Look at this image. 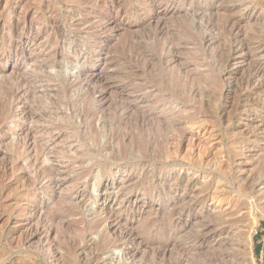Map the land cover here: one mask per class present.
Segmentation results:
<instances>
[{"label": "rangeland", "instance_id": "374dc122", "mask_svg": "<svg viewBox=\"0 0 264 264\" xmlns=\"http://www.w3.org/2000/svg\"><path fill=\"white\" fill-rule=\"evenodd\" d=\"M0 101V264H264V0H0Z\"/></svg>", "mask_w": 264, "mask_h": 264}, {"label": "bare ground", "instance_id": "6f19581e", "mask_svg": "<svg viewBox=\"0 0 264 264\" xmlns=\"http://www.w3.org/2000/svg\"><path fill=\"white\" fill-rule=\"evenodd\" d=\"M230 22V21H229ZM15 25V24H14ZM18 25V24H17ZM229 25V24H228ZM212 26V25H211ZM234 26V25H233ZM233 26H231V28H233ZM17 27V26H16ZM229 27V26H228ZM228 27H227V29H228ZM212 28V27H211ZM230 28V30L232 31V29ZM230 32V31H229ZM19 33V32H18ZM233 33V32H232ZM16 35V34H15ZM17 35H19V34H17ZM230 35V34H229ZM19 37V36H18ZM249 37V36H248ZM208 38V37H207ZM255 38V37H254ZM210 39V38H209ZM233 41V42H232ZM231 42H232V49H233V51L235 52V53H233V54H243L244 52V50H245V47H243L242 46V44L237 40V41H235V40H232ZM225 55V54H224ZM231 56V55H230ZM254 62V61H253ZM43 66V65H42ZM257 67V66H256ZM40 68V67H39ZM258 69V68H257ZM260 69V68H259ZM260 74V73H259ZM106 76V75H105ZM17 78V77H16ZM19 79H21L20 80V83L18 84L19 86H21V85H26V84H30L32 81H30V78H26V77H24V78H19ZM16 80V79H15ZM106 80V79H105ZM110 80V79H109ZM106 82V81H105ZM16 83H17V80H16ZM9 84H10V82H9ZM11 85V84H10ZM23 85V86H24ZM112 85V84H111ZM31 86V85H30ZM6 87V86H5ZM4 87V88H5ZM16 88H17V86H16ZM15 88V89H16ZM20 88V87H19ZM22 89H23V87H22ZM37 90V89H36ZM11 91H14V87L12 88V90H6L5 92H4V94L6 95V96H8L9 94H10V92ZM111 92V91H110ZM13 93V92H12ZM33 93V92H32ZM61 96V95H60ZM2 97V96H1ZM10 99H11V97H10ZM34 100V99H33ZM6 101V100H5ZM1 102V101H0ZM1 105V104H0ZM4 107V106H3ZM1 108H2V106H1ZM3 111V110H2ZM1 111V112H2ZM161 113V112H160ZM5 115V114H4ZM34 136V135H33ZM35 138V137H34ZM36 141V140H35ZM35 143V142H34ZM38 143V142H37ZM40 143V142H39ZM24 144V143H23ZM42 144V143H41ZM40 146V145H39ZM44 146V145H43ZM39 156V155H38ZM41 156V155H40ZM51 167V166H50ZM49 167V168H50ZM53 168V167H52ZM51 169V168H50ZM59 172V171H58ZM44 173V172H43ZM36 176H37V174H36ZM51 180V179H50ZM55 182V181H54ZM53 183V182H52ZM56 184V183H55ZM236 201V200H235ZM233 203V202H232ZM236 204V203H235ZM234 206V205H233ZM232 206V207H233ZM235 207H237V206H235ZM234 207V208H235ZM222 213V212H221ZM218 215H220V214H218ZM228 217V216H227ZM214 222V221H213ZM206 223V222H205ZM203 227V226H202ZM205 227L207 228V227H209V224H206L205 225ZM212 228H213V226H212ZM209 229V228H208ZM45 232V231H44ZM205 235V234H204ZM206 236V237H205ZM201 240H199L200 242H201V244H205L206 242H209V241H207L206 239H208L209 238V236H208V234L207 235H205ZM30 237V236H29ZM220 237V236H219ZM227 238V237H226ZM225 239V238H224ZM213 241V240H212ZM226 242V241H225ZM219 244V243H218ZM169 245V244H168ZM212 245V244H211ZM170 246L171 245H169L168 246V249L170 248ZM239 246V245H238ZM243 248V247H242ZM197 249V248H196ZM211 249V248H210ZM172 250V249H171ZM223 250V249H222ZM245 250V249H244ZM247 250V249H246ZM245 250V251H246ZM171 252V251H170ZM252 252V251H251ZM253 253V252H252ZM251 254V253H250ZM216 255V254H215ZM228 257V256H227ZM226 257V258H227ZM253 257V256H252ZM251 257V258H252ZM253 259V258H252ZM218 260V259H217ZM220 260V259H219ZM257 262V261H256ZM224 263V262H223ZM253 264H257V263H253Z\"/></svg>", "mask_w": 264, "mask_h": 264}]
</instances>
